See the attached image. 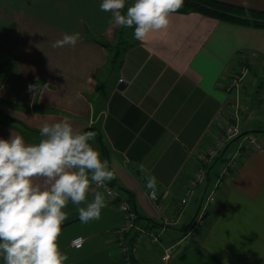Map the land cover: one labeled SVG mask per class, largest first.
<instances>
[{
  "label": "crops",
  "instance_id": "1",
  "mask_svg": "<svg viewBox=\"0 0 264 264\" xmlns=\"http://www.w3.org/2000/svg\"><path fill=\"white\" fill-rule=\"evenodd\" d=\"M220 1L264 10V0ZM101 2L0 0L1 71L8 62L14 65L3 72L0 110L38 131L23 136L0 118V138L13 133L35 144L43 139L44 122L61 120L79 133L95 128L104 150L96 137L90 143L101 161L109 162L121 197L133 203L141 224H157L163 243L174 245L170 264H177L175 247L189 235L206 264H264V91L256 81L263 79L264 28L176 12L166 30L144 41L131 36L120 64L99 81L96 74L108 53L95 38L110 40L115 27L109 23L111 13L100 10ZM77 31L81 38L75 47H52L64 33ZM241 61L247 72L236 91L226 92L225 83ZM118 80L125 83L122 89L116 87ZM30 84L40 90L29 92ZM234 98L239 133L253 132L259 147L241 149L236 165L223 176L209 220L187 235L201 198L240 144L241 139L232 138L204 164V181L181 208L182 190L226 122ZM140 164L157 178L156 200L148 196ZM34 182L45 186L43 178ZM97 192L90 182L86 202L69 201L64 209L68 219L58 244L68 256L65 264H121L111 247L118 221L114 203L105 198L98 220L79 219L78 208ZM76 236L84 238L80 247L71 244ZM132 264H159L157 247H141Z\"/></svg>",
  "mask_w": 264,
  "mask_h": 264
},
{
  "label": "clouds",
  "instance_id": "2",
  "mask_svg": "<svg viewBox=\"0 0 264 264\" xmlns=\"http://www.w3.org/2000/svg\"><path fill=\"white\" fill-rule=\"evenodd\" d=\"M126 0H102L100 10L111 13L109 23L133 28L134 38L144 41L149 34L166 30L170 16L183 7L184 0H134L125 9ZM81 34L64 33L52 42L53 48L75 47ZM47 86V85H45ZM30 84L28 91L38 92ZM38 143L27 144L22 136L0 138V256L4 264H65L58 240L68 219L64 211L69 201L84 204L90 181L99 186L115 179L107 160L90 141L96 133L75 132L71 123L44 122ZM149 195L155 198L157 178L138 165ZM43 178L45 186L35 183ZM109 194H111L109 192ZM107 206L104 194L97 192L91 202L78 208L83 223L100 218ZM225 264L227 262L225 261Z\"/></svg>",
  "mask_w": 264,
  "mask_h": 264
},
{
  "label": "built area",
  "instance_id": "3",
  "mask_svg": "<svg viewBox=\"0 0 264 264\" xmlns=\"http://www.w3.org/2000/svg\"><path fill=\"white\" fill-rule=\"evenodd\" d=\"M246 72V62L241 61L229 80L225 83V91L229 93L236 91ZM229 105V113L226 122H224L221 129L214 134L212 140L207 144L201 164L192 171L191 178L182 190L181 196L179 197V206L181 208L187 204L194 187L204 181L206 176L204 164H207V162L213 159L217 153L239 133L238 99L234 98ZM258 147L259 144L257 137L253 133L246 134L241 139L238 148L227 161L226 166L222 169L220 175L212 182L204 196L201 198L198 210L187 230V235L193 234L196 230L204 227L205 223L209 220L210 207L216 200L217 190L222 183L223 176L228 173V168L236 165V158L240 155L241 149H257ZM91 185L97 191L104 194L106 199L114 203L115 210L118 213V221L111 232V247L114 254L118 255L119 262L121 264H131V260L135 258L141 247L145 245H153L158 249L159 264H170L174 252V245L163 243L161 240L162 230L152 225L141 224L137 212L127 200L121 197L119 190L109 182H106V187H98L95 182H91ZM109 192L111 194H109ZM148 196L151 200H156V194L155 198L150 197L149 194ZM83 240L84 238L82 236H76L71 240V244L74 247H80Z\"/></svg>",
  "mask_w": 264,
  "mask_h": 264
},
{
  "label": "trees",
  "instance_id": "4",
  "mask_svg": "<svg viewBox=\"0 0 264 264\" xmlns=\"http://www.w3.org/2000/svg\"><path fill=\"white\" fill-rule=\"evenodd\" d=\"M188 12H198L205 16L212 17V18H215L221 21L229 22V23L251 26V27H256V28H264V10L254 9L251 7H245L242 5L229 3L225 1L184 0L183 7H181L177 13H188ZM118 28H121V29L123 28V31H124L123 33H126L128 31L126 30L128 28L115 26L113 30H116V35H117ZM129 29H131V32L134 33V26L133 28H129ZM119 38L120 37L117 36V39ZM95 41L98 42L101 46H103L107 50V53H108L107 55L108 56L107 58V64H108L107 69L108 70H106L104 74V78H107L110 73V70L120 64L122 54L130 42L126 44L125 46L119 48L118 46L120 43L119 40H117V42L109 43L107 42V40L103 41L100 38H95ZM13 66L14 65L12 62H8L6 66V70L3 72H7L9 69L13 68ZM1 68L2 67L0 66V83L5 74L1 71ZM0 118L3 119L4 121L6 120L7 123L9 122L8 124L17 128L23 136H26V134H28L29 132H38L35 129H32L26 126L22 121L3 113L1 110H0ZM87 130H92L96 133L97 145L101 150H104V145L102 143V139L99 135L98 130L95 128L89 127L85 129L82 133L86 132ZM245 133H253V132H245ZM241 134L242 133H238V135H241ZM109 183L112 186L117 187L114 181H109ZM129 199H131V197ZM131 206L136 211L135 206L133 205L132 202H131ZM151 225L154 227L157 226V224L155 223H152ZM133 260L134 258L131 260V264L133 263Z\"/></svg>",
  "mask_w": 264,
  "mask_h": 264
},
{
  "label": "rangeland",
  "instance_id": "5",
  "mask_svg": "<svg viewBox=\"0 0 264 264\" xmlns=\"http://www.w3.org/2000/svg\"><path fill=\"white\" fill-rule=\"evenodd\" d=\"M133 3H134V0H126L125 9L122 10V12H126L127 7L131 6ZM126 30L128 31L126 33H123L124 32L123 28L122 29L118 28L117 35H116V30H113L111 32L110 40H108L107 42L111 43V42H117V40H119L120 41L118 45L119 48L125 46L126 44L130 42V39H131L130 36H133L131 29L128 28ZM117 36H119L120 38L117 39ZM100 39H102L103 41L105 40L104 37H100ZM107 68H108V64L106 60L105 65L103 66L102 70L100 69L97 71L96 77L99 81L104 79V74L106 70H108ZM262 72H263L262 73L263 79L256 80L257 83L261 86L260 87L261 92L264 91V70ZM259 114L260 116L258 117L263 119V115H261V113ZM246 134H249V133H244L240 135L236 141L242 139ZM175 250H176V253H179V256H176V260L178 261L177 264H206L205 263L206 258L201 254L196 244V241L190 235L188 236V238H185L181 240L179 243H177Z\"/></svg>",
  "mask_w": 264,
  "mask_h": 264
},
{
  "label": "water",
  "instance_id": "6",
  "mask_svg": "<svg viewBox=\"0 0 264 264\" xmlns=\"http://www.w3.org/2000/svg\"><path fill=\"white\" fill-rule=\"evenodd\" d=\"M124 85H125L124 81L118 80V81H117V84H116V87H117L118 89H122ZM242 134H244V133H242ZM242 134H241V135H242ZM239 136H240V135H237V136H235L234 138H237V137H239Z\"/></svg>",
  "mask_w": 264,
  "mask_h": 264
}]
</instances>
